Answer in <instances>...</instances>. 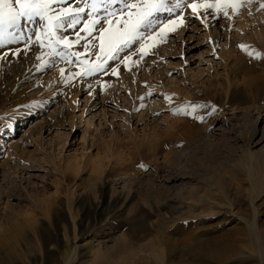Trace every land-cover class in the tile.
<instances>
[{"label":"rangeland","instance_id":"1","mask_svg":"<svg viewBox=\"0 0 264 264\" xmlns=\"http://www.w3.org/2000/svg\"><path fill=\"white\" fill-rule=\"evenodd\" d=\"M125 2L109 0V11ZM191 2L182 27L157 37L139 63L133 55L120 64L117 75V62L109 61L106 73H65V83L59 70L75 63L53 58L55 66L38 67L36 57L48 49H26V37L0 47V232L19 229L31 239L46 231L55 246L52 211L64 202L68 217L59 253L38 236L27 247L38 254L36 264H198L187 252L197 238L230 240L225 264H264V188L255 189L248 175L252 164L264 180V58L239 47L264 54V9L242 0L239 15L228 10L232 19L201 9L206 27L186 6ZM78 6L82 0L53 5ZM20 24L29 33L38 25ZM85 43L71 51L95 61L99 41L88 52ZM85 81H95L86 93ZM185 104L204 106L194 115L173 111ZM6 251L0 242V259L15 258Z\"/></svg>","mask_w":264,"mask_h":264},{"label":"snow or ice","instance_id":"2","mask_svg":"<svg viewBox=\"0 0 264 264\" xmlns=\"http://www.w3.org/2000/svg\"><path fill=\"white\" fill-rule=\"evenodd\" d=\"M60 2L62 0H0V47L25 39L23 32L17 34L21 20L39 23L40 27L32 34L35 39H32L30 35L25 40L26 49L31 44H39L42 49H48L47 53L41 52L36 57L38 61H41L38 67H48L49 64L55 66L56 61L53 58H59L66 63H75L80 66V70L77 72L68 70L69 77L83 78L96 73H106L109 68L108 62L116 61L117 66L111 68V72L113 75H117L120 64L131 61L133 55L139 57L133 63H139L149 55V49L154 47L157 37L163 40L169 31L175 32L184 25L186 20L182 14L186 0H127L124 3V8L118 12L109 11V0H82L83 6L76 8L57 9L53 7ZM247 3L249 5L259 3L258 10L264 9V2L261 0H247ZM186 6L191 9L192 15L200 18L201 23L207 27V17L201 15V9L209 15H223L227 19H232L228 10L231 9L233 15H239V8L244 5L242 0H192ZM101 9L104 10L102 16L99 15ZM176 9H181V13L168 19L162 20L158 16L165 12L176 13ZM209 10L212 11L209 12ZM249 14L251 15V12ZM82 22L83 27L75 33V40H70L59 32V29L62 28L76 29L77 25ZM103 24H107L108 27H103ZM97 25H101V27L97 28ZM81 32L86 33V36L82 37ZM94 32H98L99 35L93 36ZM82 39L86 41L85 52H88L90 47L95 48L96 41H99V52L93 53L96 57L95 61L81 60V53L71 51L73 45L80 43ZM136 45H138L136 52L131 55L126 54L123 59L121 58V52ZM239 47L246 51L250 57L264 58V54L255 50L249 51V46L243 43ZM19 52L20 50L17 49L14 54H19ZM45 55L48 57L47 60L44 59ZM72 58H75V61ZM59 71L61 80L70 83V79L65 76L66 69L61 68ZM139 99H143V97H139ZM166 99H170V97L166 95ZM203 106L185 104L180 108H174L173 111L194 115L196 108ZM216 111L217 108L213 106L209 115ZM196 118L204 119L202 116ZM139 166L146 167L143 164Z\"/></svg>","mask_w":264,"mask_h":264},{"label":"bare ground","instance_id":"3","mask_svg":"<svg viewBox=\"0 0 264 264\" xmlns=\"http://www.w3.org/2000/svg\"><path fill=\"white\" fill-rule=\"evenodd\" d=\"M79 4L77 3V5H79ZM57 8L61 9V7H57ZM86 18L87 17H86V14H85V19ZM82 26H83V22L80 25H77L76 29L63 28V31L66 32L67 34H70V36H75L76 37L75 33L79 30V28H82ZM39 27H40V24L38 23L35 31ZM99 27L100 26H97V28H99ZM28 29L29 28H28L27 24H24V25L19 24V30L17 31V33L23 32L24 36L26 38H28V36H30V34H33L31 32L29 33L30 30H28ZM80 34H84V32L80 33ZM85 35H86V33H85ZM33 38H35L34 35H33ZM65 69H66V73L68 74V70H70L71 72H77V71L80 70V67L78 68L77 65L75 66V64H73L71 66L70 65L67 66V67L65 66ZM94 84H95V81H85L84 83H82V85H80V88H81V90H84L85 93H86V92H88V90H90V88H92V86ZM96 95H97L96 90H95V88H93L91 90V92L89 93V96L91 98H93ZM100 97L104 98V95L101 94ZM253 170L254 169H253V166L251 164V168H250V171H249L248 175H249V177L251 179L252 186L255 189L256 188L257 189L258 188H264V180L263 181L261 180L263 178L260 179V177L257 174L259 172L256 173V171H253ZM204 197H205V195H204ZM127 200H129V197H126L124 202H127ZM231 200H233V199H231ZM231 204H232V201H231ZM218 211H219V208H216V210L214 212H218ZM52 214H53L52 222L54 223V225L56 226V229H57V232H55V234H54V237H56L55 246L51 245L52 242L55 243V241L52 240L51 238H49L48 236H46V233H45L46 231H42L41 233L39 232L38 235H34V234L31 233V239L30 238H26L25 239L24 238L25 234H21L19 232V229H15L14 231L6 230V232H4V233L0 232V242L3 243L4 245H6V249L8 248V251H6V254L8 252H10L13 257L15 256V258L10 259L9 257L4 256L3 258L0 259V264H36V262L39 260L38 254L36 252H34V254H28L27 253V249H28L27 247L30 246V248H32L31 246L33 245V243L35 241V238L37 236L39 237V239L41 241V244H43L45 247H49V245H51V246H53L52 248L55 249V252L59 253L60 250H61V247H62L61 244L63 242L62 241V236L60 237V235H61L60 234V228H61L60 226L62 225V223L68 221L67 212H66V208H65V203L61 202L58 207L53 209ZM37 220H38V218H37ZM39 221H40V225H46V221L44 219L39 218ZM22 238L24 240H26V243H27L26 248H24V249H22L21 247L18 246V245H20V243H22L21 242ZM197 239H199V238H197ZM197 239L195 240L196 242L193 244V246L191 248H189V250L187 251L188 254L191 255V260L194 263L198 262V264H204V263L205 264H208V263L225 264L224 261L226 259H229V257L232 256L231 254H232V250H233V244L228 239L225 240L224 238H221L218 241L213 240V241H210L209 243H204V241L197 240ZM90 244H91V242H89L86 245H84V248L81 250L82 256H84V255H86V254H88L90 252V251L87 250L86 252L83 253L84 249L88 245L91 246ZM154 255L155 256H160V251L157 250V253H155ZM131 256L132 255H130L128 257H131ZM49 258H51V257L49 256ZM143 258H145V257L143 256ZM49 261L51 262L52 260H49ZM132 262L133 261H131L130 264H132ZM181 262H184V261H181ZM172 264H175L174 260H172ZM180 264H185V263H180Z\"/></svg>","mask_w":264,"mask_h":264}]
</instances>
